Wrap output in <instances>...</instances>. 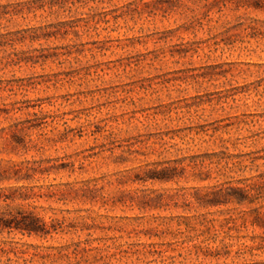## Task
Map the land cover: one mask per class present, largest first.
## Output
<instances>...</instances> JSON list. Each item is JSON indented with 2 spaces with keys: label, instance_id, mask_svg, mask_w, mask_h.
Segmentation results:
<instances>
[{
  "label": "rangeland",
  "instance_id": "1",
  "mask_svg": "<svg viewBox=\"0 0 264 264\" xmlns=\"http://www.w3.org/2000/svg\"><path fill=\"white\" fill-rule=\"evenodd\" d=\"M0 264H264V0H0Z\"/></svg>",
  "mask_w": 264,
  "mask_h": 264
},
{
  "label": "trees",
  "instance_id": "2",
  "mask_svg": "<svg viewBox=\"0 0 264 264\" xmlns=\"http://www.w3.org/2000/svg\"><path fill=\"white\" fill-rule=\"evenodd\" d=\"M238 197L239 198H232L230 199L231 202L237 201L238 203L245 202L247 199H244L242 190L238 191ZM249 203L252 204V201H249ZM3 219V218H1ZM11 219H21L20 221H16L17 223H4L3 228L5 229H15L17 231L27 233L29 235H38L40 232H42V225L40 221L38 220L39 218L33 216V215H23L19 214V217H12Z\"/></svg>",
  "mask_w": 264,
  "mask_h": 264
}]
</instances>
